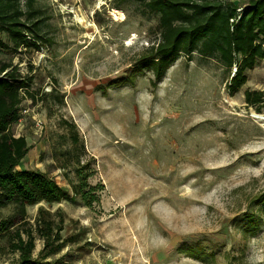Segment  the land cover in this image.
<instances>
[{"label": "rangeland", "instance_id": "1", "mask_svg": "<svg viewBox=\"0 0 264 264\" xmlns=\"http://www.w3.org/2000/svg\"><path fill=\"white\" fill-rule=\"evenodd\" d=\"M35 6L41 49L15 53L0 35V62L33 78L35 98L10 128L28 142L18 168L72 197L85 167L101 190L91 208L79 197L25 216L0 207V221L14 223L0 234V264L23 252L59 264H264V100L260 110L245 101L264 94V60L234 95L218 56H181L157 81L139 60L160 39L158 16L138 0Z\"/></svg>", "mask_w": 264, "mask_h": 264}, {"label": "trees", "instance_id": "2", "mask_svg": "<svg viewBox=\"0 0 264 264\" xmlns=\"http://www.w3.org/2000/svg\"><path fill=\"white\" fill-rule=\"evenodd\" d=\"M39 0H0V35L10 49H41L47 39L41 34L43 11L35 6ZM145 9L158 16L160 39L139 60L140 67L161 81L181 56L191 61L194 53L203 57L218 56L232 70L228 91L237 93L248 81L247 72L264 60V0H248L245 5L219 0H138ZM22 2L26 9L22 8ZM3 47L9 48L2 43ZM33 78L21 75L18 65L0 62V207L15 204L23 216L26 206L41 202L74 201L79 197L89 208L99 202L98 188L87 182L79 168V183L72 186L74 196L62 189L47 174L19 169L28 153L25 137H15L10 128L20 118L21 106L31 92ZM264 94L246 91L247 105L260 110ZM264 202V195L257 203ZM253 225V222L250 223ZM13 222L0 221V234L9 231ZM250 225V226H251ZM50 229V227H48ZM60 251L57 247L51 252ZM49 255V254H48ZM17 264H59L46 258H33L23 252Z\"/></svg>", "mask_w": 264, "mask_h": 264}, {"label": "built area", "instance_id": "3", "mask_svg": "<svg viewBox=\"0 0 264 264\" xmlns=\"http://www.w3.org/2000/svg\"><path fill=\"white\" fill-rule=\"evenodd\" d=\"M25 113H27V111H23V112H22V110H21V112H20V116H23V114H25ZM20 118H21V117H20ZM20 118H19V119H20ZM19 119H18V120H19ZM20 121H21V119H20ZM39 123H40V121L37 120V121H36L37 126H39Z\"/></svg>", "mask_w": 264, "mask_h": 264}, {"label": "bare ground", "instance_id": "4", "mask_svg": "<svg viewBox=\"0 0 264 264\" xmlns=\"http://www.w3.org/2000/svg\"><path fill=\"white\" fill-rule=\"evenodd\" d=\"M116 13H118V12H116Z\"/></svg>", "mask_w": 264, "mask_h": 264}]
</instances>
